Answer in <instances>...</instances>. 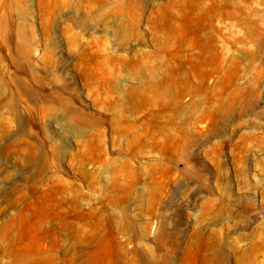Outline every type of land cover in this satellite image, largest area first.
Segmentation results:
<instances>
[{"label": "rangeland", "instance_id": "374dc122", "mask_svg": "<svg viewBox=\"0 0 264 264\" xmlns=\"http://www.w3.org/2000/svg\"><path fill=\"white\" fill-rule=\"evenodd\" d=\"M264 264V0H0V264Z\"/></svg>", "mask_w": 264, "mask_h": 264}, {"label": "bare ground", "instance_id": "6f19581e", "mask_svg": "<svg viewBox=\"0 0 264 264\" xmlns=\"http://www.w3.org/2000/svg\"><path fill=\"white\" fill-rule=\"evenodd\" d=\"M61 264H76V263H75V261H70V262H65V263L63 262Z\"/></svg>", "mask_w": 264, "mask_h": 264}]
</instances>
